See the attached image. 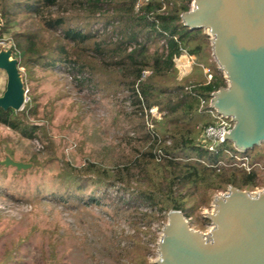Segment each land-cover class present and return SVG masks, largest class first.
I'll list each match as a JSON object with an SVG mask.
<instances>
[{"label":"trees","instance_id":"trees-1","mask_svg":"<svg viewBox=\"0 0 264 264\" xmlns=\"http://www.w3.org/2000/svg\"><path fill=\"white\" fill-rule=\"evenodd\" d=\"M137 2L0 0V38L10 36V50L19 68L54 71L78 65L84 69L83 57L92 54L105 70L117 75L134 116L138 111L144 116V109L151 107L162 114L152 120L156 136L147 128L143 133L141 124L132 128L136 136L127 140L129 154L114 167L89 161L82 167L67 166L59 175L62 189L73 185L74 199L84 200L79 192L87 182L106 188L118 184L120 196L113 208L125 207L126 220L134 229L147 226L149 231L152 223L162 225L169 210L181 211L192 227L200 208L195 200L200 190L221 192L232 186L253 191L260 185L258 170L251 166L255 162L251 152L257 147L241 153L224 142L212 152L207 150L202 131L211 123L208 104L211 94L226 88L227 82L211 56L209 36L181 23L180 15L190 10L191 0H149L136 10ZM103 6L112 11L105 23L115 24L114 42L74 25L77 19L91 24ZM182 55L193 56L194 66L206 68L210 79L188 85L178 82L175 61ZM33 102L18 112L0 109V125L26 140L41 141L42 127L28 120L35 114ZM157 150L162 152L160 158ZM238 157L247 159L249 170L240 166L245 160ZM199 218L201 223L209 222ZM149 241L155 244L157 237L153 234Z\"/></svg>","mask_w":264,"mask_h":264},{"label":"rangeland","instance_id":"rangeland-1","mask_svg":"<svg viewBox=\"0 0 264 264\" xmlns=\"http://www.w3.org/2000/svg\"><path fill=\"white\" fill-rule=\"evenodd\" d=\"M111 14L103 6L91 24L77 19L74 25L114 42L115 24L105 23V16ZM0 39L11 42L10 36ZM45 40L48 43L47 36ZM185 59L182 63L178 58L175 64L182 71V64L186 70L190 66L192 76L183 78L177 70V81L188 85L196 81L195 76L203 79V68L194 66L195 58L186 55ZM82 63L84 69L78 65L54 71L19 68L27 91L25 103L34 99L35 114L28 120L41 126L45 136L30 141L0 125V161L11 153L14 161L31 165L21 171L0 168V264H154L157 259L156 243L149 240L153 234L159 239L166 221L152 223L149 231L147 226H139L143 232L134 229L126 220L125 207L113 208L120 185L106 188L87 182L79 192L84 200L74 199L73 185L61 187L59 175L67 166L82 167L89 161L114 167L129 154L127 140L136 136L132 128L141 124L143 133L147 131L144 116L136 110L137 116L133 115L117 75L105 70L92 54L84 56ZM5 85L6 75L0 70V96ZM251 156L255 157L251 166L262 181L250 192L264 190V144ZM240 166L249 165L245 161ZM225 192L199 191L193 229L206 233L211 228L199 217L211 212L214 197Z\"/></svg>","mask_w":264,"mask_h":264},{"label":"water","instance_id":"water-1","mask_svg":"<svg viewBox=\"0 0 264 264\" xmlns=\"http://www.w3.org/2000/svg\"><path fill=\"white\" fill-rule=\"evenodd\" d=\"M180 19L209 36L211 56L226 79L227 87L213 92L208 104L233 121L225 142L241 153L264 144V0H193ZM0 70L6 75L0 109L21 111L25 87L10 49L0 50ZM0 166L21 171L31 165L5 156ZM204 218L211 225L206 233L193 229L181 211L169 210L154 264H264V190L230 186L214 197Z\"/></svg>","mask_w":264,"mask_h":264},{"label":"built area","instance_id":"built-area-1","mask_svg":"<svg viewBox=\"0 0 264 264\" xmlns=\"http://www.w3.org/2000/svg\"><path fill=\"white\" fill-rule=\"evenodd\" d=\"M149 0H138V2L136 3L135 9L138 10L140 8V6L146 4ZM161 2L164 0H160ZM192 4H193V0H192ZM165 5V4H163ZM165 9V6L162 7V10ZM7 45V47H5V45ZM11 46V42L9 41H5L4 39H0V48L1 47H5L6 49H10ZM4 49V50H6ZM208 79H210V75L208 74ZM26 93L27 91L25 90V99L24 102H26ZM208 112H210V117L213 118L211 123L208 124L207 126L204 127L203 131H202V138L204 140V142L206 143V147L207 150L212 152L215 150V148L221 144L224 143L225 140L223 139V134L226 133L228 134L232 127H233V121L226 117V116H222L218 113H216L214 110H209ZM160 117V113H158L157 109L155 107H151V108H145L144 109V119H145V125L147 130L149 131V133L152 136H156L153 129H154V125L152 120L159 118ZM167 144H169V142H167ZM162 156V152L160 150H157V157L160 158ZM244 160L246 161L247 159L244 158ZM247 170H249V167H246Z\"/></svg>","mask_w":264,"mask_h":264},{"label":"crops","instance_id":"crops-1","mask_svg":"<svg viewBox=\"0 0 264 264\" xmlns=\"http://www.w3.org/2000/svg\"><path fill=\"white\" fill-rule=\"evenodd\" d=\"M185 56L186 55H182V56H180L179 58H181V61H182V63L183 62H186V59H185ZM190 57V56H189ZM178 60V59H177ZM183 65V70L184 71H182L179 67H178V65H176V68H177V70H179V72H181V75H182V77L183 78H190L192 75H191V69L192 68H190V66L188 67V69L186 70L185 68H186V65L185 64H182ZM208 74H209V72H208V70L206 69V68H203V75H202V78L203 79H207L208 80ZM195 78H196V80L197 79H199V80H202V79H200V78H198V77H196L195 76Z\"/></svg>","mask_w":264,"mask_h":264},{"label":"clouds","instance_id":"clouds-1","mask_svg":"<svg viewBox=\"0 0 264 264\" xmlns=\"http://www.w3.org/2000/svg\"><path fill=\"white\" fill-rule=\"evenodd\" d=\"M24 107V106H23Z\"/></svg>","mask_w":264,"mask_h":264}]
</instances>
